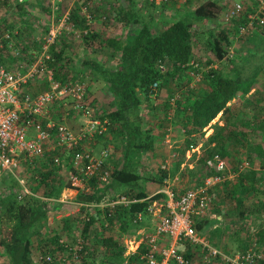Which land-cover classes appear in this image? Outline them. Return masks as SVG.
Wrapping results in <instances>:
<instances>
[{
	"label": "trees",
	"instance_id": "trees-1",
	"mask_svg": "<svg viewBox=\"0 0 264 264\" xmlns=\"http://www.w3.org/2000/svg\"><path fill=\"white\" fill-rule=\"evenodd\" d=\"M145 1L149 8H154L156 3L152 0ZM220 1L222 0H186L185 3L187 5L191 3L193 9H189L182 16L178 13L169 14L167 26L154 32L156 26L152 23L159 18L163 20L166 15H154L150 11L143 15L136 8L137 0H114L111 7L114 25L111 31L105 34L107 36L89 32L82 37L85 49L98 45L100 49L109 50L110 56L116 59L113 66H107L94 57L85 56L77 68L81 75L88 73L105 85L112 102L110 110L99 116L101 121L98 120L101 123L105 120V126L111 127L112 133L122 141L123 152L119 165L111 164L109 167L110 181L106 187L100 186L97 178H94L89 183L91 193L76 196V202L81 207L80 216L71 219L82 224L80 229L82 247L76 251L75 264H140L138 255L144 252V246L140 247L138 254L124 256V240L131 239L133 235L143 230V220L149 217L148 209L153 203L166 202L167 196L161 191L167 187L168 180L170 182L174 179L173 175L183 164V169L185 168L187 173L197 174L201 178L202 181L198 185L201 187L204 179L214 174L205 164L214 156H218L226 163L224 174L227 177L231 176L232 179L225 180L208 193L213 203V193L218 191L220 197L217 206L220 210L224 208L222 203L225 201L231 202L232 208L218 220L217 217L208 216L195 219L193 228L196 236L199 239L206 238L212 231L211 228L218 224L223 226L238 224L237 235L241 234L240 238L244 243L240 249L241 253L248 250L253 238L259 244L264 243V203L255 201L254 204L245 206L246 197L258 194L261 185L263 186L261 193L264 194V165L262 168L252 169L248 161H240L229 168L230 154L226 148L227 139H223L224 127H215L216 131L207 138L208 143L214 145L211 152L203 154L197 161L193 160L195 161L193 169L189 170L185 165V153L190 145L197 144L196 137H203L205 129L215 119L218 118L223 124L227 121L226 117L231 112V102L236 97L247 96L252 91L262 70L258 66L251 76L244 78L242 68L235 66L232 57H229L232 42L226 31L219 30L220 25L216 23L223 8ZM160 5L164 7V3ZM79 23L84 25L85 21L81 20ZM207 23L212 28L204 31ZM262 34L263 32L255 33L251 36L261 37ZM8 36L9 38L4 40L7 46L4 47L11 44L9 32ZM204 38L214 59L218 62H227L230 69L228 72L212 69L202 72L199 80L203 84L201 88H190L189 84L182 83L183 77L188 72L199 71L193 62L194 51L199 44L197 42L205 40ZM11 50L18 54V56L13 54L14 61L26 64L23 55L25 52L19 45L9 48V51ZM49 54L48 64L58 65L64 59L65 50L53 44L50 46ZM31 58H26V61L30 60V64ZM0 62L5 65L1 57ZM53 74L58 83H69L66 81L68 78L66 72L65 76L60 71H54ZM170 82L173 83L174 91H170L166 99L160 103L158 92ZM154 84L156 88L152 90ZM144 101L147 105H144ZM143 106H146L145 113ZM169 111L175 113L172 121L168 119L171 115L167 114ZM160 112L166 117L160 119L157 116ZM174 125L180 126V132L185 138L181 145L171 151L178 155L171 162L173 168L170 165L166 170L161 168L169 155L163 161L164 157L160 158V165L156 170L144 166V156L156 155L155 147L158 141L156 136L159 132L155 128ZM101 138H97L96 141ZM257 155L264 160L261 148L257 149ZM244 162H248L249 167L241 171L239 167ZM38 166H41L40 169L28 171L27 177L28 188L37 197L26 195L19 203L16 194L22 191L17 181L10 175H4L2 179V187L7 195L0 200V249L8 264H36L32 260L34 241L38 243L40 257L50 255L56 258L58 254L66 257L68 253V258L71 257L72 246L62 240L59 241L61 238L58 232H54L53 227L48 228L47 225L48 212L59 209L61 205L50 202V199L57 200L64 189L71 187L60 182L58 178L60 168L52 167L49 159ZM171 190L175 196V192ZM115 194L125 196L132 203L126 207L116 206L112 209L100 207L106 196ZM82 215L87 221L82 220ZM138 215H141V221H137ZM68 218L62 219L61 223L64 226L68 225ZM213 230L220 233L218 227ZM91 234L93 236L90 245ZM183 245L187 247V251L184 252L185 258L191 260L192 255L189 251L191 245L188 242H184ZM94 249H97L96 256ZM67 264H71L70 261Z\"/></svg>",
	"mask_w": 264,
	"mask_h": 264
},
{
	"label": "rangeland",
	"instance_id": "rangeland-1",
	"mask_svg": "<svg viewBox=\"0 0 264 264\" xmlns=\"http://www.w3.org/2000/svg\"><path fill=\"white\" fill-rule=\"evenodd\" d=\"M185 1L186 0H157L154 8H149L150 6H148L145 0H137L136 8L143 15H146L149 11L154 15H166L163 20L159 18V20L152 23L153 26H156L154 32H157L167 26L170 17L168 16L169 14L178 13L182 16L189 9H193L192 4L189 3L187 5ZM222 1H220V6L223 7ZM252 1L254 0H227V3L230 5L241 3L247 8V11H251L254 7ZM161 3H164V7L160 5ZM112 5H114V0H2L0 1V57L9 69H15V67L18 66V62L14 61L13 58V54L16 51H9V48H14L15 45H19L20 49H23L25 52L23 53V55H25V63L31 66L36 60V57L41 54L42 47L50 40L49 32L51 30L55 31L56 38L53 44L57 45L59 49L63 48L65 54L64 59L62 62L58 63V65L50 66L48 64L49 69H51L53 73L54 71H60L64 76L66 72L68 77L66 81L71 84H77L81 88L86 96V100L90 102V106L94 109L95 118L100 120L102 114L110 110L112 99L107 93L104 84L98 82L88 73H83L81 75L77 66L85 56L94 57L107 66L114 65L116 59L110 56L109 50L100 49L98 45H94L91 49L87 50L82 43V37L86 35L84 33H102V36L105 37L107 36L105 34L111 31L114 25ZM223 9L224 8H222V11ZM222 11L218 15L216 23L220 25L219 30L223 29L226 31L227 35H229V40L232 42L229 50L230 53H232L234 65L242 68L244 78L251 76L258 66H260L262 70L259 72L252 91L247 96H238L231 102V112L226 117L227 121L223 124L218 118L215 119V121L205 129L203 137H196V145L201 146V156L209 151L211 152L214 145L213 143H208L207 138L216 131V129H214L215 127H224L223 139H227L228 145H226V148L230 154L228 167L232 168V166H235L237 162L240 161H248L252 169H259L264 165V160L257 155L258 148H261L264 152V31L261 37H253L248 33V35H243V37L236 40L238 23H233L231 26L223 25L220 20ZM81 20L85 21L84 25L79 23ZM64 21H66V23H64ZM62 24L65 25L61 26ZM209 28L212 27L207 23V26L204 27V31H207ZM8 32L11 36V44H9V47H4V45L7 46L4 40H6L5 35H8ZM204 39L205 40H200L202 41L201 43L200 41L197 42V44H199L195 47L193 58L194 65H197V69H199L200 72H188V74L183 77L182 83L189 84L190 88H201L203 84L199 80L200 73L202 72L211 69L228 72L230 69V65H228L227 62H218L214 59L213 54L207 48V40L206 38ZM26 56L29 58L33 56V58H31V64L30 60L26 61ZM46 86L43 77H40L27 85L26 91L35 94L45 90ZM172 90L174 91V87L173 83L170 82L167 87L165 86L164 89L158 92V97L160 99H158V101H160V103L164 101ZM144 105H147L145 101ZM145 107L146 106H143L144 113L146 111ZM168 113L171 114L168 119L172 121L175 113L173 111H169L167 114ZM52 115L54 116L55 114ZM157 116L162 119L165 115L160 112ZM83 121L84 119L77 114H70L65 120L67 125L71 123L72 125L76 124L79 126L82 125ZM154 121V123L157 124L156 120ZM105 122V120L102 121V123ZM71 128L77 130L79 127ZM155 129L159 132L158 136H156L158 138L155 147L156 155L154 154L155 156L150 157L149 154L147 157L144 156L143 158L144 166L153 170L158 169L160 158L164 157L162 161L165 160L171 151L182 144L185 138L182 132H180V126L178 125L165 128L157 127ZM111 130V127L105 126L104 136L97 141L95 140L89 147L94 155L99 154L103 150H107L109 152L110 167L111 164L114 166L119 165L122 160L123 152L122 141L118 139L116 134L112 133ZM230 136H232V138ZM166 137H168L167 140L170 141V145L165 144ZM193 160L196 159L191 157L185 163L189 170L194 167L195 161L193 162ZM172 165L173 164H170L173 168L174 165ZM70 166V159L63 157L58 178L60 182L66 185L69 184L68 173L71 171ZM183 167L184 166H181L178 172L173 175V180L170 182L169 180L167 181V186L169 185V188L173 189L175 192L174 197L176 198L180 197L185 191L200 187L198 185L202 181L197 174L187 173ZM142 168L145 169V167ZM258 190L260 191L258 194H251L246 197V207L254 204L255 201L264 203V194L261 193L263 186H259ZM71 197L73 198V196H70V198ZM219 197L218 191L213 193L214 201L210 205V210L206 216L210 218L222 217L231 210L232 203L229 201L222 203L224 206L223 209L220 210L218 208L217 204L219 205ZM68 200L70 201L69 198ZM64 210L70 213L72 212V207L67 206ZM71 218L72 217L68 218V225L64 226L61 223L62 220H54L50 227H53L54 232H58L61 240L64 241L65 244H70L73 250H77V247L81 245L79 241L80 238H82L80 235L82 224H78V221L75 223ZM157 222V217L150 215L146 217L143 220V234L152 233ZM214 228H216V226L211 228L212 231L208 233L206 238L201 239L203 242L219 251L222 255L233 257L241 253L240 249L244 246V243H242V239L240 238L241 234L237 235L239 231L238 224H226L224 227H218V229L220 228V233L215 232V230H213ZM92 236L91 234L89 240L90 245L92 243ZM137 239L143 240L142 236L138 235ZM128 240L129 239L124 240V242ZM251 243L249 247H253ZM256 243L255 248L264 253V243ZM180 248L183 252L187 251V247L183 244ZM96 250L97 249H94L95 256L97 255ZM204 250L201 247L189 246L193 264H224L219 258H211ZM32 253L33 262L40 264L39 249L33 246ZM58 255H56V257ZM68 255L69 253L65 255L68 261H70L71 264H75L76 261H72V256L68 258ZM0 264H8V260L2 255L1 251Z\"/></svg>",
	"mask_w": 264,
	"mask_h": 264
},
{
	"label": "built area",
	"instance_id": "built-area-1",
	"mask_svg": "<svg viewBox=\"0 0 264 264\" xmlns=\"http://www.w3.org/2000/svg\"><path fill=\"white\" fill-rule=\"evenodd\" d=\"M152 1L157 3V0ZM254 3L256 7L247 11L241 3L230 5L227 0L222 1L224 9L220 20L229 26L239 24L236 40L248 33L264 31V0H254ZM49 36L50 40L42 47L41 54L36 55L31 66L18 61V66L11 70L0 62V200L7 195L2 187L4 175L13 177L20 186L22 192L16 194L19 203L26 195L37 197L28 188V171L39 170L41 166L38 164L44 163L46 159L50 160L54 168H60L63 157L70 159L72 172L68 173V182L70 190H74L77 195L91 193L89 183L94 178H97L102 187H106L110 181L109 152L103 150L94 155L89 148L97 138L104 136L106 122L101 123L95 118L94 109L77 84H60L55 81L48 66L49 48L56 38L55 31L51 30ZM5 38L8 39L9 36L5 35ZM15 56L18 54L15 53ZM229 57H232V53H229ZM40 77H43L46 89L35 94L28 93L26 86ZM155 88L156 84L152 90ZM151 96L154 98L153 94ZM70 114L80 115L84 119L77 130H73L65 122ZM167 139L168 137L165 144L170 145ZM200 147L190 145L185 153L186 161L191 157L197 161L201 156ZM177 156L169 154L161 166L162 170H166ZM205 164L214 174L204 179L201 187L185 191L178 198L174 197L168 186L161 191L167 196L166 202L153 203L148 209L150 216L158 218L153 232L143 234L141 230L125 241L124 256L138 254L140 247L144 246V252L138 255L140 264H193L180 250L182 244L188 242L191 246L205 249L211 258H219L224 264L264 262V253L255 248V238L252 240L253 247L230 257L222 255L196 236L194 220L205 217L212 204L208 191L225 180L232 179L231 176H225L227 165L218 156L207 160ZM248 167V162H244L239 168L244 171ZM131 203L125 196L115 194L106 196L100 207L112 209L116 206L126 207ZM78 206L80 209V205ZM82 220L87 221V218L82 215ZM141 220V215H138L137 221ZM137 235L142 236L143 240L137 239ZM81 247L79 245L77 250ZM77 250L72 249L70 252L73 261L77 258ZM39 259L46 264L68 263L67 257L63 256L52 258L47 255Z\"/></svg>",
	"mask_w": 264,
	"mask_h": 264
},
{
	"label": "crops",
	"instance_id": "crops-1",
	"mask_svg": "<svg viewBox=\"0 0 264 264\" xmlns=\"http://www.w3.org/2000/svg\"><path fill=\"white\" fill-rule=\"evenodd\" d=\"M252 3L254 5V7L252 9H254L256 5H255L254 1H252ZM68 125L70 126V128L71 127H73V128L79 127V125H76V124L72 125L71 123H68ZM70 196H73V198L72 197L70 198ZM76 196H77V193L74 190L64 189L61 192L60 197L57 200L50 199V202L51 201L52 202H56V203H59L61 205H60L59 209L48 212V219H47L48 228H50V226L52 225L54 220H57V221L60 220L61 221L63 218L80 216L79 206H78V204L76 202ZM68 198L70 199V201L68 200ZM67 206H71L72 207V212L68 213L67 211L64 210V208L67 207ZM219 218L220 217H217V220ZM215 226L216 227H224L223 224H218V225H215ZM59 241H61V239ZM33 246H34V248H38L39 247L37 241H34V245ZM0 251H1L2 255L5 256L1 249H0Z\"/></svg>",
	"mask_w": 264,
	"mask_h": 264
},
{
	"label": "clouds",
	"instance_id": "clouds-1",
	"mask_svg": "<svg viewBox=\"0 0 264 264\" xmlns=\"http://www.w3.org/2000/svg\"><path fill=\"white\" fill-rule=\"evenodd\" d=\"M256 7V6H255ZM222 22V21H221ZM224 25V24H223ZM239 25V24H238ZM238 27V26H237ZM251 34H255V33H251Z\"/></svg>",
	"mask_w": 264,
	"mask_h": 264
}]
</instances>
